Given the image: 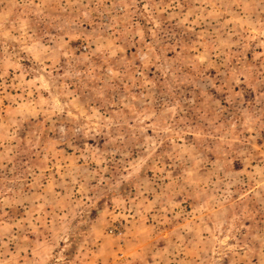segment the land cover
Wrapping results in <instances>:
<instances>
[{
	"label": "rangeland",
	"instance_id": "374dc122",
	"mask_svg": "<svg viewBox=\"0 0 264 264\" xmlns=\"http://www.w3.org/2000/svg\"><path fill=\"white\" fill-rule=\"evenodd\" d=\"M0 264H264V0H0Z\"/></svg>",
	"mask_w": 264,
	"mask_h": 264
}]
</instances>
